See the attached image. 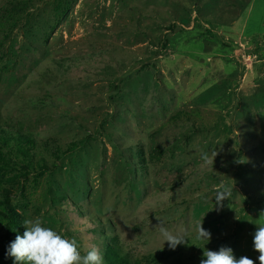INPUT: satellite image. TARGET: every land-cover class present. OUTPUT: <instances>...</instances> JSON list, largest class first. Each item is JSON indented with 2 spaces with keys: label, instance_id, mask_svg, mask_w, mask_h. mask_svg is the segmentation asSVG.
Returning a JSON list of instances; mask_svg holds the SVG:
<instances>
[{
  "label": "rangeland",
  "instance_id": "rangeland-1",
  "mask_svg": "<svg viewBox=\"0 0 264 264\" xmlns=\"http://www.w3.org/2000/svg\"><path fill=\"white\" fill-rule=\"evenodd\" d=\"M0 117L3 136L33 140L26 156L0 147V264H16L6 200L11 242L39 217L104 264L117 247L260 264L264 0H0ZM160 222L189 242L163 245Z\"/></svg>",
  "mask_w": 264,
  "mask_h": 264
},
{
  "label": "clouds",
  "instance_id": "clouds-1",
  "mask_svg": "<svg viewBox=\"0 0 264 264\" xmlns=\"http://www.w3.org/2000/svg\"><path fill=\"white\" fill-rule=\"evenodd\" d=\"M204 159L207 160L206 155ZM226 198V191L217 192L215 197L217 203H222ZM23 224L26 230L23 235L16 236L7 251V255L14 258L16 264H104L99 247L94 245L85 254H81L75 239L66 238L51 227L43 226L39 217L25 219ZM159 233L163 245L167 242L173 250L189 242L184 233H173L161 222ZM197 239L211 240V233L202 224L197 226ZM253 248L259 253L257 259L260 264H264V224H259L254 233ZM203 256L205 259L201 260V264H255L247 256L237 259L229 247H221L219 251L204 250Z\"/></svg>",
  "mask_w": 264,
  "mask_h": 264
},
{
  "label": "trees",
  "instance_id": "trees-1",
  "mask_svg": "<svg viewBox=\"0 0 264 264\" xmlns=\"http://www.w3.org/2000/svg\"><path fill=\"white\" fill-rule=\"evenodd\" d=\"M226 118H224V121ZM226 124V123H225ZM0 126H1V117H0ZM3 128L0 127V147L3 149H7L10 145V141H14L16 143V150L22 154V156L28 155L30 152V147H33V140L30 137L22 136L21 138L16 137H6L2 135ZM86 145V142H83L81 144V147H84ZM28 146V147H27ZM47 173H51V170L47 168L46 166H41L39 171L37 172L36 180L44 177ZM5 210L6 214L4 216H7L8 223L10 224V227L12 231L10 232L12 234L13 231L19 230V223L16 220V216L14 218V211L10 206V203L8 200H6L5 203ZM10 233H8L7 238L9 242L11 243V237ZM107 257H106V264H154L158 259V255H149L145 259L137 262H133L126 254L123 253L121 248H108L107 249ZM4 264H13L10 260H5Z\"/></svg>",
  "mask_w": 264,
  "mask_h": 264
}]
</instances>
